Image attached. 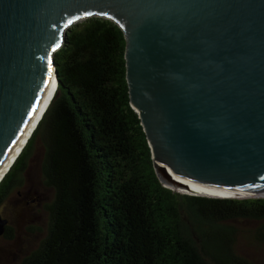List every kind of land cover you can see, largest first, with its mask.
Returning a JSON list of instances; mask_svg holds the SVG:
<instances>
[{
	"label": "water",
	"instance_id": "obj_1",
	"mask_svg": "<svg viewBox=\"0 0 264 264\" xmlns=\"http://www.w3.org/2000/svg\"><path fill=\"white\" fill-rule=\"evenodd\" d=\"M91 18L124 33L131 106L160 183L264 199V0H0V173L53 79L55 97L69 29ZM7 227L0 215V237Z\"/></svg>",
	"mask_w": 264,
	"mask_h": 264
},
{
	"label": "trees",
	"instance_id": "obj_2",
	"mask_svg": "<svg viewBox=\"0 0 264 264\" xmlns=\"http://www.w3.org/2000/svg\"><path fill=\"white\" fill-rule=\"evenodd\" d=\"M125 51L116 23L91 18L55 54V97L0 183L1 206L39 137L54 198L47 236L22 264H255L237 223L258 221L248 240L264 246V199L196 197L160 183L131 106Z\"/></svg>",
	"mask_w": 264,
	"mask_h": 264
},
{
	"label": "rangeland",
	"instance_id": "obj_3",
	"mask_svg": "<svg viewBox=\"0 0 264 264\" xmlns=\"http://www.w3.org/2000/svg\"><path fill=\"white\" fill-rule=\"evenodd\" d=\"M43 157V146L37 137L16 188L0 206V215L10 221L9 236L0 238V264H22L47 236L49 220L46 208L53 201L54 194L43 180ZM237 225L243 254L255 264H264V246L248 240L250 233L258 226V221L242 220Z\"/></svg>",
	"mask_w": 264,
	"mask_h": 264
},
{
	"label": "bare ground",
	"instance_id": "obj_4",
	"mask_svg": "<svg viewBox=\"0 0 264 264\" xmlns=\"http://www.w3.org/2000/svg\"><path fill=\"white\" fill-rule=\"evenodd\" d=\"M55 87H56L55 80L53 79L51 84H50L49 89L47 90L45 96L43 97V99H42V101L40 103V106H39L35 116L33 117L32 121L30 122V124H29V126L27 128V131H26V133L24 135V138H23L21 144L16 149V151L14 152V154L12 155V157L10 158V160L8 161V163L6 164L4 169L1 171V173H0V183L2 182L1 180L3 179V177L6 176L7 173L10 171L9 169L15 163L16 159L20 156V154L24 150L25 146L27 145L28 141L30 140L31 136L35 132L38 124L42 120V118H43V116L45 114L44 112H46V109H48L50 103L52 102V96L54 95ZM193 192H196V191H193ZM189 193H191V192H189ZM198 194H201V195H204V196L209 195L212 198H221V199L222 198H231V197L228 196L230 194H215V193H209V192H198ZM242 197H250V196L249 195H247V196L241 195L239 198L242 199ZM255 197H263L264 198V192L258 193V195H255ZM239 198H237V199H239Z\"/></svg>",
	"mask_w": 264,
	"mask_h": 264
},
{
	"label": "flooded vegetation",
	"instance_id": "obj_5",
	"mask_svg": "<svg viewBox=\"0 0 264 264\" xmlns=\"http://www.w3.org/2000/svg\"><path fill=\"white\" fill-rule=\"evenodd\" d=\"M4 203V202H3ZM2 203V204H3ZM2 216V215H1ZM3 218H5L4 216H2ZM35 218H37V219H41V217L40 216H35ZM5 219H7V221H8V227H9V223H10V221H9V219L8 218H5ZM7 227V230H6V233L4 234V236H2L3 238H7L8 236H9V228ZM1 238V237H0Z\"/></svg>",
	"mask_w": 264,
	"mask_h": 264
}]
</instances>
